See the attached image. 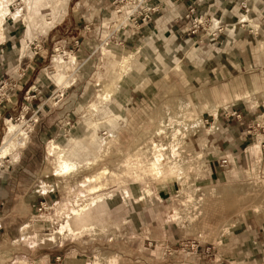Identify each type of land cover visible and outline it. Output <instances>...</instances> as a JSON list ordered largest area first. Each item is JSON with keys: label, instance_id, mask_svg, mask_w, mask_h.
Listing matches in <instances>:
<instances>
[{"label": "rangeland", "instance_id": "374dc122", "mask_svg": "<svg viewBox=\"0 0 264 264\" xmlns=\"http://www.w3.org/2000/svg\"><path fill=\"white\" fill-rule=\"evenodd\" d=\"M233 1L0 0V264H264V0Z\"/></svg>", "mask_w": 264, "mask_h": 264}, {"label": "bare ground", "instance_id": "6f19581e", "mask_svg": "<svg viewBox=\"0 0 264 264\" xmlns=\"http://www.w3.org/2000/svg\"><path fill=\"white\" fill-rule=\"evenodd\" d=\"M8 3H10V2H8ZM8 3L4 4V3L0 2V21H1L2 17L7 13V11H9V8H8L9 4ZM7 4H8V6H7ZM243 18L246 20L248 18V16L244 14ZM9 129L10 130L18 129V124H15V123L12 122L10 127H9ZM21 136H23V132L21 130H19V132L17 134H13L9 138H7L4 141V145L2 147L0 146L1 155L6 153L10 149V146H14L17 143L15 141L16 139H18L19 141L22 140L23 137H21ZM59 166H61V171L66 173V172H70V170L74 169L75 164L72 163V162H68V161H65L64 159H62Z\"/></svg>", "mask_w": 264, "mask_h": 264}, {"label": "crops", "instance_id": "0c3cea01", "mask_svg": "<svg viewBox=\"0 0 264 264\" xmlns=\"http://www.w3.org/2000/svg\"><path fill=\"white\" fill-rule=\"evenodd\" d=\"M226 1H228V0H226ZM229 3H231V2L229 1ZM177 14H178L177 8L173 5L172 2H170L169 5L167 6L165 14L163 16H161L157 21L160 30H162L164 32L171 30V28H170L171 24L173 23V19L175 16H177ZM229 34L231 36L233 33H229ZM255 229H258L257 226H255ZM262 230L264 232V229H262Z\"/></svg>", "mask_w": 264, "mask_h": 264}, {"label": "built area", "instance_id": "2783aa9c", "mask_svg": "<svg viewBox=\"0 0 264 264\" xmlns=\"http://www.w3.org/2000/svg\"><path fill=\"white\" fill-rule=\"evenodd\" d=\"M229 1L230 2H234L233 0H229ZM252 1L254 2L255 0H252ZM261 3H262V1H261ZM240 4H241L242 8H245L246 12H248L250 10L249 0H242ZM190 13H191L192 16H195V15L198 14L197 13L196 2L193 5H191ZM194 21L197 22L196 16L194 17ZM199 23H201V21H199Z\"/></svg>", "mask_w": 264, "mask_h": 264}]
</instances>
